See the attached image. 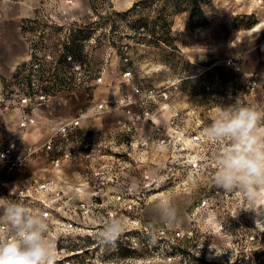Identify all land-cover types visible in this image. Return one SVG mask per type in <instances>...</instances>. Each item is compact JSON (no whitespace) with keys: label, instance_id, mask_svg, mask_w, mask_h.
Wrapping results in <instances>:
<instances>
[{"label":"rangeland","instance_id":"rangeland-1","mask_svg":"<svg viewBox=\"0 0 264 264\" xmlns=\"http://www.w3.org/2000/svg\"><path fill=\"white\" fill-rule=\"evenodd\" d=\"M4 1L24 5L28 11L21 25L28 56L16 67H21L22 80L26 73L32 74L35 87L47 91L36 113L42 109V116L55 118V123L79 117L64 147L91 151L92 157H71L63 162L62 171L71 183H80L92 170L104 177V184L96 178L92 185L104 198V209L113 212L101 227L113 218L122 221L120 233L129 227V219L148 228L158 226L165 223L159 206L168 204L177 210L170 224L195 225L211 250L210 262L194 259L190 264L239 260L264 264V215L243 209L248 201L240 191L229 192L215 184L213 157L222 144L203 135L220 106L233 103L264 110V3L207 0L195 17L184 1L175 0ZM159 5L170 21L174 48L157 43L151 34V27L158 24ZM66 50L78 58L82 74L66 62L56 63ZM227 59L235 61L237 68L227 66ZM53 70L56 84L51 87ZM124 71L129 75L124 76ZM249 72L258 73L254 89L245 84ZM11 79L0 92L6 85L8 90L25 89L24 82L14 84ZM133 84L143 89L168 86L167 97L150 101V115L143 116V107L133 102L137 97L131 92ZM99 102L106 103L107 109L92 111L90 106ZM44 124L47 138L49 126ZM41 155L49 160L50 153ZM67 163L72 166L64 167ZM25 168L11 177L41 167L27 172ZM95 218L93 238L79 236L76 245L83 249L96 243L95 262L89 264H131L126 257L143 255L133 251L123 256L121 251L127 248L116 239L101 243L97 239L101 211ZM220 251L225 254L218 256Z\"/></svg>","mask_w":264,"mask_h":264},{"label":"built area","instance_id":"built-area-1","mask_svg":"<svg viewBox=\"0 0 264 264\" xmlns=\"http://www.w3.org/2000/svg\"><path fill=\"white\" fill-rule=\"evenodd\" d=\"M258 4L264 3V0H254ZM71 3L72 0H65ZM127 60V57H124ZM64 61L69 64L72 71L82 74L81 64L75 61L73 55L66 54ZM236 62L232 59L226 60V65L235 67ZM20 73L18 83H26L25 75L30 77V86L35 87V80L32 74L26 73L22 80ZM124 76L129 72L124 71ZM245 84L247 88L254 89L258 85V73H246ZM100 79L99 76L96 77ZM6 84V83H5ZM173 85V86H172ZM172 88L176 85L172 83ZM168 87V86H167ZM167 87L162 89H143L133 84L131 86L132 94L136 95V100L140 107H143L140 113L143 116L150 115L148 103L157 97H167ZM26 89V86H25ZM22 88L8 90L7 85L0 92V107L4 110L17 107L20 111L17 119L19 130L25 129L29 125L37 124V109L46 99V94L38 92L37 94L25 93ZM2 90V89H1ZM130 102L131 100L129 99ZM107 104L99 102L96 104V112H103L107 109ZM79 124V117L59 121L50 126V134L40 144L27 145L23 148L18 147L16 140H9L4 135L0 136V196L9 199L23 200L28 206L38 209L44 214L49 224V236L57 242L58 260L57 264H89L95 262L94 246L91 242L82 248L77 245L78 237L93 238L96 232L92 221L102 213V221L99 222V229L102 230L104 219H110L113 216L111 209H104V198H100L96 191L92 189L96 178L100 184H104V177H100V172L92 170L86 173L80 183H71L63 174L62 165L71 157L80 155L89 159L92 157L91 151L75 152L64 147L69 134ZM60 139V145H57ZM42 151L50 153V167H41L32 170L30 173L15 180L11 176L22 170L25 164L35 155ZM58 153V154H55ZM120 196H116L119 200ZM129 227L120 233L116 238L117 243L132 251H139L143 255L126 257V261L131 264H190L194 259H202L204 262H210L211 250L205 244L202 231L190 224L185 228L176 225L162 223L150 228L147 225H141L136 219H129ZM218 229H222L219 224ZM98 232V231H97ZM85 252V253H84ZM238 252V250H236ZM225 252L220 251L218 256H223ZM238 263V262H237ZM234 263V264H237ZM240 260H239V263Z\"/></svg>","mask_w":264,"mask_h":264},{"label":"clouds","instance_id":"clouds-1","mask_svg":"<svg viewBox=\"0 0 264 264\" xmlns=\"http://www.w3.org/2000/svg\"><path fill=\"white\" fill-rule=\"evenodd\" d=\"M211 142L222 144L214 154V182L226 191L238 190L248 201L242 208L264 215V110L228 104L203 131ZM136 187L135 183L132 185ZM160 219L173 223L175 207L162 204ZM38 209L23 200L0 196V264H57V242ZM122 221L113 218L97 233L101 243L113 242Z\"/></svg>","mask_w":264,"mask_h":264},{"label":"crops","instance_id":"crops-1","mask_svg":"<svg viewBox=\"0 0 264 264\" xmlns=\"http://www.w3.org/2000/svg\"><path fill=\"white\" fill-rule=\"evenodd\" d=\"M27 13L28 11L24 5L13 1L7 3L0 0V90L13 75L16 66L26 60L28 56V45L21 30L22 19L27 17ZM96 104L90 106L92 111L95 109ZM19 114L20 111L17 107L8 110L0 109V136L4 135L9 140H16L19 148L42 143L46 139L45 131L42 128L44 124L42 120L46 122L45 126H49V132L50 125L56 121L55 118L42 116V109H39L36 114L39 119L37 124L19 130L17 127ZM45 161L41 154L35 155L25 164V171L33 169L32 167H49L50 161ZM70 164L67 163L64 167L72 166ZM17 175L19 176H16L15 180L22 177L20 174Z\"/></svg>","mask_w":264,"mask_h":264},{"label":"trees","instance_id":"trees-1","mask_svg":"<svg viewBox=\"0 0 264 264\" xmlns=\"http://www.w3.org/2000/svg\"><path fill=\"white\" fill-rule=\"evenodd\" d=\"M175 1L176 2L184 1V3L188 5V8H186L187 12H189L190 15L194 14L195 17L196 16L199 17V15L201 14V7L200 6H201L202 3H205L207 0H175ZM128 11H131V8L128 9ZM156 11H157V18H156L155 22L158 21V24H155V25H153L151 27V34H152V36L154 37V39H155V41L157 43H160V44H162V45H164L166 47L168 46L170 48H174V45H173V42H172L173 41V37L171 36V33H170L171 24H170V21L168 20L167 15L165 14L164 8L161 7V5H159V7H157ZM194 20H198V19H194ZM250 24H251V22L247 23L246 27L251 26ZM66 54H71V55H73L74 59L76 58L74 53H72L69 50H66V51L62 52L58 56V59L56 60V63H59L60 60H61V62L63 61V63H65L64 59H65V55ZM32 57H33L34 60H38V61L40 60V57H38L34 53H33ZM76 59H78V58H76ZM21 71L22 70H21L20 66L16 67L13 75L11 76L12 77L11 83L14 82V84H15L16 82H18L17 78H18V75L21 73ZM55 72H56L55 70H53V72H52L51 87H54V85L56 84L55 78L53 77L55 75ZM25 78L27 80L26 83H25V86H26V89L24 90L25 93L27 92V93L32 95L34 93L37 94L38 92H41L37 87H31L30 86V77L28 76V74L25 75ZM46 79H48V78H46ZM46 82H47V80H46ZM44 87H46V86L42 85V88H44ZM44 90L46 92V93L44 92V94H46V96H47V91H46L45 88H44ZM41 93H43V90H42ZM121 254L123 256H128L130 254H133V251L130 250V249H124V250L121 251Z\"/></svg>","mask_w":264,"mask_h":264}]
</instances>
